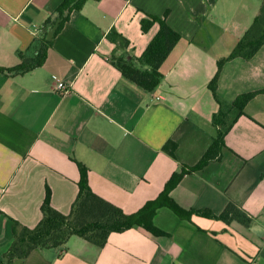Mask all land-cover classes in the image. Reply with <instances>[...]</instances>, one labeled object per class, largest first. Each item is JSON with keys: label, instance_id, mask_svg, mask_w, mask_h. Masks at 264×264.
Returning a JSON list of instances; mask_svg holds the SVG:
<instances>
[{"label": "crops", "instance_id": "obj_1", "mask_svg": "<svg viewBox=\"0 0 264 264\" xmlns=\"http://www.w3.org/2000/svg\"><path fill=\"white\" fill-rule=\"evenodd\" d=\"M63 1L0 0V68L36 56ZM148 16L181 35L153 92L112 63L115 52L142 56L160 28L144 33ZM255 20L264 27V0H88L54 34L43 66L0 73V264L13 242L12 220L35 228L47 188L52 206L68 215L84 166L94 193L136 213L184 165L199 164L216 117L230 127L220 157L185 175L171 197L186 211L215 215L232 202L253 218L249 226L200 215L189 221L162 207L153 222L163 234L136 226L111 234L103 248L73 236L13 264H264V45L219 70ZM112 30L127 48L107 38ZM59 81L69 93L57 90ZM255 92L263 93L239 115L235 100ZM170 140L175 159L163 150Z\"/></svg>", "mask_w": 264, "mask_h": 264}, {"label": "trees", "instance_id": "obj_2", "mask_svg": "<svg viewBox=\"0 0 264 264\" xmlns=\"http://www.w3.org/2000/svg\"><path fill=\"white\" fill-rule=\"evenodd\" d=\"M88 0H64L56 10L54 19H50L46 24L57 27L55 36L70 21L72 12L83 8ZM99 1V0H95ZM159 24L158 33L152 39L145 52L140 57L129 54H113L112 63L122 73L123 77L138 85L147 92H153L163 78L162 65L170 53L181 40V35L172 29L165 21L157 17L148 16L141 21V29L147 33L154 24ZM107 38L117 48L124 49L129 46V42L115 30L110 31ZM52 41L42 39V45L33 59L22 58V63L13 68H0L1 74L19 75L30 72L43 66L47 57L48 47ZM264 45V27L255 20L247 30L230 56L219 62V70L222 65L231 59L243 58L250 60ZM219 73V71H218ZM211 83V88L215 91L218 74ZM263 92L249 93L239 96L233 103L238 114H244L247 103ZM218 126L213 143L196 166L182 167L180 173L172 175L165 185L160 195L149 202L143 208L133 214H127L120 207L106 201L98 196L89 185L88 170L80 166L81 178L79 181V191L68 215H64L56 210L51 204V190L47 188L46 197L41 206L42 219L35 228H29L16 220H12L13 242L9 250L4 255L5 264H13L16 259L27 258L34 250L59 248L68 243L70 238L78 236L90 244L103 248L113 233H123L134 227H140L153 235L163 234L154 226V217L159 208L167 207L182 219L191 220L193 215L217 219L231 224L237 221L244 226H249L253 218L243 209L230 202L222 213L215 215L211 210H191L182 209L171 197L172 190L180 183L185 175L192 174L204 168L210 161L220 157L225 146V136L230 127L219 118L214 119ZM163 150L172 158H176L177 144L170 140Z\"/></svg>", "mask_w": 264, "mask_h": 264}, {"label": "built area", "instance_id": "obj_3", "mask_svg": "<svg viewBox=\"0 0 264 264\" xmlns=\"http://www.w3.org/2000/svg\"><path fill=\"white\" fill-rule=\"evenodd\" d=\"M57 90H59L62 94L69 93L70 91V86L66 85V83L59 81L57 83Z\"/></svg>", "mask_w": 264, "mask_h": 264}, {"label": "water", "instance_id": "obj_4", "mask_svg": "<svg viewBox=\"0 0 264 264\" xmlns=\"http://www.w3.org/2000/svg\"><path fill=\"white\" fill-rule=\"evenodd\" d=\"M56 26L55 27H53V28H51L50 30H49V32H48V35H47V40L48 41H51L52 40V38H53V36H54V34H55V31H56Z\"/></svg>", "mask_w": 264, "mask_h": 264}]
</instances>
